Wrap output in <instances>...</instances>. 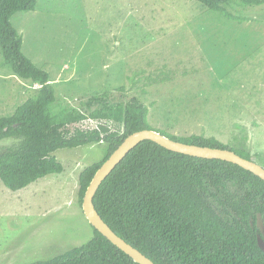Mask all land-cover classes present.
<instances>
[{"label":"rangeland","instance_id":"obj_1","mask_svg":"<svg viewBox=\"0 0 264 264\" xmlns=\"http://www.w3.org/2000/svg\"><path fill=\"white\" fill-rule=\"evenodd\" d=\"M230 10L244 20L197 0H38L11 21L53 91L42 99L41 85L13 73L0 46V118L45 103L48 141L116 136L126 103L137 97L154 129L214 136L261 162L264 4ZM14 143L1 140L0 149ZM102 150L103 143L59 149L63 172L17 191L0 181V264L52 259L93 237L78 201L79 176Z\"/></svg>","mask_w":264,"mask_h":264},{"label":"trees","instance_id":"obj_2","mask_svg":"<svg viewBox=\"0 0 264 264\" xmlns=\"http://www.w3.org/2000/svg\"><path fill=\"white\" fill-rule=\"evenodd\" d=\"M197 1L238 21L244 18L232 13L230 6L264 4V0ZM37 2L0 0V46L13 73L40 84L42 99L47 100L54 82L49 72L25 53L23 36L11 21L19 11L35 10ZM46 109L45 103H39L20 116L0 118V141L16 140L0 149V181L13 191L20 190L42 177L63 172L64 165L55 155L59 149L103 143L101 160L80 173L81 206L95 173L124 139L135 131L154 129L148 105L133 97L125 105L119 135L83 134L48 141ZM163 134L190 144L232 149L257 161L249 150L233 149L214 136ZM259 158L264 166V158ZM94 204L118 235L157 264H264V250L258 243L262 233L257 225L258 213L264 221V180L236 163L175 152L146 139L102 181ZM92 227L93 237L86 243L30 264H138Z\"/></svg>","mask_w":264,"mask_h":264},{"label":"water","instance_id":"obj_3","mask_svg":"<svg viewBox=\"0 0 264 264\" xmlns=\"http://www.w3.org/2000/svg\"><path fill=\"white\" fill-rule=\"evenodd\" d=\"M150 139L165 148L196 157L209 159H222L240 165L241 167L253 172L264 180V166L259 162L247 159L237 153L235 150L228 148H218L190 144L175 140L154 129H142L128 135L119 147L110 155V157L101 165L91 180L84 199L83 210L91 223L97 230L106 236L112 243L131 256L138 264H157L150 257L127 242L118 235L111 226L103 219L94 204V196L101 185L102 181L113 171V169L125 158V156L140 142ZM257 225L262 234L258 235L259 246L264 250V221L261 214L257 215Z\"/></svg>","mask_w":264,"mask_h":264}]
</instances>
